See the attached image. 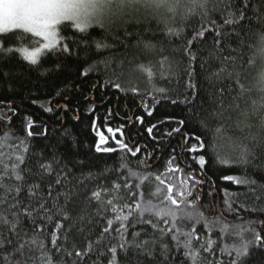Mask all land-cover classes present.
<instances>
[{"label":"trees","instance_id":"16d2710c","mask_svg":"<svg viewBox=\"0 0 264 264\" xmlns=\"http://www.w3.org/2000/svg\"><path fill=\"white\" fill-rule=\"evenodd\" d=\"M219 7L223 9L224 5L221 4ZM214 17L218 24H222L223 20L228 18L226 12L223 16L216 13ZM140 18L143 19V13L140 14ZM202 24L205 27L208 26L207 20L200 15L189 19H183L177 15L175 19H168L167 24L157 19L141 23H136L135 19H132V22L128 24L118 26L119 31H117V26H113L108 31L101 30L99 27L89 30L87 34L89 42L106 38L107 42L113 44L114 47L105 51L101 56L92 55L87 63L102 59L104 56H115L117 60L123 59L124 76L121 82L125 88L137 87L139 89L137 95H133L130 91L127 93L117 91L110 85L105 86L108 73L105 72L103 65L100 66L98 72L88 77H81L79 70H83L86 64L83 61L77 64L75 56L71 58L70 67L60 73L46 72L56 63H69L63 56L57 57L54 52L51 54L48 51L44 52L35 66L25 62L15 51L7 58L0 60V173L5 171L6 165L10 176L12 165L19 164L18 171L26 176L25 190L21 197L24 199L27 197L26 185L39 179V163L50 160L55 155L60 158L61 164L66 163L73 168L75 175L79 176L81 172L85 174L91 172L97 177L88 182L87 189H79L78 195L74 197V203L68 206L74 217L86 207V198L94 190L101 188L109 190L102 192V201L105 205L108 199H113L116 211L113 212L112 206L106 205L108 210L103 216H96V209L101 205L93 201L90 206H87V213L92 216V224L87 225V220H85L84 225L77 223L76 228L72 230V243H75L79 249L87 246L89 236L92 241L100 240L99 244H94L93 253L85 258L83 264H107L108 259L111 258V254L107 252L108 246H117L118 264H193L190 259L184 257L182 248L177 251L170 236L165 240L171 249L169 259L166 261L160 255L159 245L156 246L154 255L151 257L141 255L136 249H129L128 253L124 254L119 251L118 246L122 241L118 233L112 232L101 236V231L107 225L108 219H115L118 215H128L129 208L125 205L135 209L137 203L143 206L151 201L157 209L170 206L169 202L164 199L167 195V184L171 182L178 187L181 181L187 179L189 175L193 180L201 181L193 189L194 194L201 197L198 207L190 210L202 211L212 225V232L209 233L203 221L195 224L194 220L182 218L176 222L186 232L191 231L195 224L199 237L198 240L193 241L194 250L199 253L195 264H209V262L217 264V261L229 264L230 256L221 250L252 239L250 232L242 231L250 226V221L256 220L259 216L260 222L264 223V213L246 211L240 207L242 202L245 207H249L252 202L251 197L230 195L244 193L248 190L247 187L238 186L233 181L225 179L229 176H250L264 183V173L255 174L250 166L225 165L218 162V156L235 159L234 148L237 143H248V138L258 133L264 135V130L259 128V117L251 118L250 123L253 127L241 130V127L237 126L238 112L225 113L226 118L210 122V129H214L217 124L224 126L223 134L216 136L214 131L202 128L194 120H188L186 116L188 109L185 106L173 105L168 100L160 99V94L153 91L146 74L135 68L141 63L152 67L155 74V85L168 89L173 97L180 94L181 99L185 92V84L190 79L187 75L190 70L191 79L199 88L196 104L203 101L204 106L210 111L212 105L209 103V93L214 92L215 88L206 77L209 72L219 68V62L211 61L202 69L200 61L197 60L192 62L191 69H189L188 59L183 53V48L188 46L187 41L193 40L192 51L200 52L202 57H207L208 51L213 47L214 32L206 33L204 39L195 37V32L201 30ZM167 27H184L185 30L179 39L170 38L165 35ZM125 30L129 35L125 36ZM75 35L79 38L84 34L76 33ZM116 35L123 39V44L114 39ZM65 36H73L71 25L64 26L60 30L58 37L60 44L63 43ZM144 41L155 44V51L146 53L142 44L138 46V42ZM247 42L254 43V35L250 34ZM231 44L237 47L238 38L233 36ZM0 45L5 48L27 47L31 50L39 47L41 40L24 31L14 30L0 37ZM75 47L73 45L74 50ZM242 51L247 53L249 58L252 57L251 50L243 49ZM81 55L83 56V52ZM224 55H228L227 50ZM163 57H168V60L164 62L162 68L160 62ZM169 62L173 64L171 72ZM261 71H264V60L256 58L252 65H246L245 74L242 77L244 86L251 88ZM4 73L8 75L5 76ZM94 84L97 86L94 87ZM220 86L216 85V87ZM58 90H62V95L57 96ZM259 95L253 90V98L258 99ZM153 96L157 97L158 103L152 99ZM227 102H230V97ZM144 104L148 105L147 109ZM49 106L53 111H45ZM245 106L244 102H241V108ZM149 111L152 112L151 115L148 114ZM229 115L231 118H227ZM29 120L33 124L31 129L28 128ZM180 120L186 121L183 126L178 123ZM94 121L95 128L93 127ZM152 125L156 127L149 134L147 130ZM108 128L119 130L115 132L114 138L107 132ZM174 129H179V131H173ZM29 131L32 132L31 136L28 135ZM97 132L103 133L107 138V143L102 144L101 148H112L115 151H96ZM195 137L203 138L205 149L197 152L189 151L193 145L199 144ZM117 140H122L133 150L140 148L141 151L133 157L127 150L119 148ZM213 144L216 146L215 151L211 148ZM200 155L206 158V164L203 167L197 163ZM17 156L24 157L23 164L19 163ZM173 157H175V163L183 169V173L167 172L161 177L165 180V184L162 185L155 176L166 172L168 161ZM143 160H146L150 167L141 164L140 161ZM81 161L82 166H78V162ZM122 163L126 164V167L121 168ZM27 170H30V173ZM129 170L135 172L136 175H129ZM145 176L148 178L143 179ZM168 177H171V181ZM126 182L127 188L123 186ZM5 183L15 185L21 182L5 177ZM114 183L121 185L119 190L113 188ZM46 187L45 184V195L47 194ZM11 202L9 199L8 203ZM229 202L232 203L231 210L228 207ZM60 203L63 204V198ZM259 203L264 204V199ZM181 207L186 208L187 206L182 205ZM0 212L11 215L7 204L0 207ZM213 214L214 218L210 219L209 217ZM179 215L183 217V212ZM59 219L60 217H54L51 222L37 221L44 225L43 229L38 232L34 230L29 220H23L17 229L20 233L19 237H13L14 245L20 239L34 238L38 243L43 241L45 250H50L48 254L53 257L54 261H60L62 253H56L51 244V233ZM141 219L152 220L160 227L167 228L169 225H164L162 219L151 213L146 212L141 218L139 211H133L128 221H123L128 226L127 239L132 240V233L139 232L140 236L137 240L149 241L146 247L151 251L153 250L151 241L158 238L160 234L151 227V224L141 223ZM167 219L171 224V218ZM67 223L69 222H65V227ZM120 223L121 221H116L114 227H119ZM82 226L85 227V232L80 235L77 229ZM225 226L227 231L221 232V228ZM255 226L259 228V223ZM89 228L91 231L88 230ZM3 231L5 235H10L7 229ZM58 235L60 243H63V231H60ZM261 235L264 236V232H261ZM209 239L214 241L212 249L204 252L201 245L206 247ZM72 243H69L68 247H71ZM24 251L27 264H43L40 259L42 251L37 246L29 244ZM101 251L105 252L104 256L98 255ZM63 259L71 264L68 257H63ZM247 264H264V248L251 247Z\"/></svg>","mask_w":264,"mask_h":264},{"label":"snow or ice","instance_id":"6c2138e0","mask_svg":"<svg viewBox=\"0 0 264 264\" xmlns=\"http://www.w3.org/2000/svg\"><path fill=\"white\" fill-rule=\"evenodd\" d=\"M224 5L221 9L219 6ZM227 13L228 18L223 20L222 24H218L214 14L220 13L221 16ZM143 13V19L140 14ZM180 15L183 19H189L193 16L200 15L206 19L208 26L201 25V30L195 32V37L204 39L206 33H213V47L208 51L207 57H202L200 52H193V40L187 41V47L183 48L184 56L188 59V68L191 69L192 62L199 60L201 68L210 64L211 61L219 62V68L209 72L206 79L213 84L214 92L209 93V103L212 105L211 110L204 106L201 101L196 104L199 96V88L197 84L191 79L192 72L189 70L187 75L190 79L185 84V92L183 98L180 94L173 97L169 94V90L164 87H157L154 82L155 74L152 67L143 63L135 66L136 70L146 74L149 83L152 84L153 91L160 94V99L168 100L173 105H183L188 109L186 113L188 120H194L200 124L202 128L214 131L216 136H221L224 131L223 124H217L214 129H210V122L220 121L225 117V113L238 112L237 126L244 128H251L253 125L250 120L253 116L259 117V128L264 130V71H261L251 88H246L242 82V77L245 74L246 65L250 66L254 63L256 58L264 60V0H0V37L6 35L10 31L22 29L25 33L33 34L38 38H42V45L40 47L29 50L27 47L13 48L3 47L0 45V60L7 58L12 52L21 55V58L30 65H37L38 58L41 54L48 50L49 54L55 53L57 57L63 56L69 63H56L53 67L46 70L47 73H60L66 71L70 67L71 58L75 56L77 64L81 61L86 64L83 70H79L81 77H88L94 72H98L100 66L103 65L105 72L108 73V78L105 80V86L110 85L113 89L120 92H131L133 95L139 94L137 87L125 88L121 82L124 76V60L115 56H104L102 59L94 60L92 63H87L92 55L101 56L105 51L113 49L114 45L104 40H97L89 42L87 34L89 30L94 27H99L101 30L108 31L113 26H117L119 31L120 25H126L135 19L136 23L149 22L151 19H157L167 24L168 19H175ZM71 25L73 36L63 37V43L60 44L58 37L62 27ZM258 25V27H255ZM184 27L174 28L167 27L165 35L170 38L179 39ZM76 33L84 34L79 38ZM254 35L255 42L248 43L249 35ZM129 35L125 30V36ZM238 38V46L233 47L231 44L232 37ZM79 39V42H78ZM120 44L124 41L118 35L114 36ZM71 41V43H69ZM93 43L95 50L93 51ZM142 44L146 53L155 51L156 45L150 41L138 42V46ZM59 45V47H58ZM75 45V50L73 49ZM243 49H249L252 52V57L249 58ZM225 50L228 55H224ZM83 52V56L81 53ZM168 57H163L161 60V67ZM173 64L169 62V71ZM175 75V73H171ZM7 76V73H4ZM227 82V84H226ZM221 85L216 87V85ZM226 84V86H225ZM97 86L94 84V87ZM255 90L259 93V98H253L252 92ZM190 93V95H189ZM62 95V90L57 91V96ZM230 97V102L226 101ZM152 99L157 103L156 96ZM241 102L246 105L241 108ZM36 103V101H33ZM11 107V106H9ZM147 109L148 105L144 104ZM45 111H53L49 106ZM152 114L151 111L148 112ZM78 119V117H75ZM227 118H231L230 115ZM10 119V118H9ZM138 119H140L138 117ZM185 120H180L178 123L183 126ZM33 126L32 121L29 120L28 128ZM95 128V121L93 122ZM156 125L148 128L149 134L152 133ZM119 130L107 129V132L112 134L113 138L115 132ZM173 131H179L174 129ZM31 136L32 132L29 131ZM98 141L96 145L97 152H113L112 148H101L102 144L107 143V138L101 132H97ZM122 135V133H121ZM170 135V133H169ZM199 141L198 145H193L189 151L197 152L206 148L203 138L195 137ZM121 150H127L133 157L141 151L140 148H129L122 140H117ZM212 150H216L215 144L211 146ZM27 151V149H25ZM235 159L232 157L220 158L218 162L221 164H238L246 167H252L255 174L264 173V135L255 134L248 138V143L239 142L235 145ZM20 164L24 163L23 156L16 158ZM146 167H150L146 160L140 161ZM197 163L203 167L206 164V158L200 155L197 158ZM83 162H78V166H82ZM121 168L126 167V164H121ZM39 179L31 184H27V197L22 199L25 190L26 176L18 171L19 164L12 165V172L9 176L7 166L5 171L0 173V207L5 204L8 205V210L11 213L9 216L6 212H0V264H27L24 259L25 248L31 244L37 246L41 251V260L43 264H68L63 257H68L71 264H83L86 257L90 256L94 251V244H99L100 240L92 241L89 236V243L83 249L76 247L72 243V230L76 228L77 223L82 225L87 220V225L92 224V216L87 213V206H90L93 201L101 205L96 209V216H103L104 212L108 210L107 206H112L111 210L116 211L113 204V199H108L105 203L102 201V192H108L106 188L97 189L91 192V195L86 198V207L81 209L80 214L73 216L69 211V205L74 203V197L78 195V190L87 189L88 182L96 179V175L89 172L87 174L81 172L79 176L74 174L73 168H70L66 163L61 164L60 158L53 155L50 160L40 162ZM30 173V170H27ZM167 172H180L183 169L175 163V157L168 161L166 172L155 176L160 184H165L162 176ZM129 175H136L135 172L129 170ZM151 175V172H149ZM5 177L21 182L15 185L5 183ZM145 176L143 179H147ZM225 179L233 181L238 186H246L247 191L244 193H233L230 195H241L245 198L251 197L252 202L249 207H245L242 202L240 207L246 211L264 213V204L259 202L264 199V183L260 180L250 176H229ZM171 181V177H168ZM201 181L193 180L189 175L187 179L181 181L178 187L171 182L167 184V195L164 197L169 202L170 206L156 208L151 201L146 202L143 206L136 204L135 209L129 205L128 215H118L115 219H108L107 225L103 227L101 236L104 234L118 233L121 239L119 244V251L127 254L129 249L139 250L141 255L153 256L157 245L160 248V255L166 261L169 259L171 249L165 242L167 237H171L174 242L173 246L179 251L184 250L183 255L186 259H190L195 264L199 253L194 250V240H198L197 229L195 224L204 222L205 228L209 233L212 232V225L205 214L201 212H193L190 209L198 207V201L201 197L195 195L193 189L199 185ZM45 184L47 194H44ZM128 187L127 182L123 185ZM120 184L114 183L113 188L119 190ZM139 187V185H137ZM63 198V204L60 203ZM11 199V203H8ZM27 201V202H25ZM186 205V208L181 207ZM228 207L232 209V203H228ZM133 211H139L141 218L144 214L151 213L155 217L162 219L164 225H169L167 228L158 226L152 220L141 219V223L151 224V227L159 232V237L151 241L153 250L147 249L149 241H138L139 232L132 233V240H128L126 234L128 226L123 221H128L129 216ZM183 212V217L179 213ZM54 217H60L55 224V229L51 233V244L56 253H62L60 261H54L53 257L48 254L50 250H45L43 241L37 242L36 239L24 240L20 239L14 245L13 237H19L20 233L17 229L22 224V221L27 219L33 224L35 231L43 229L44 225L37 221L51 222ZM171 218V224L169 219ZM187 218L194 220L195 224L191 231H184L177 225V220ZM116 221H121L119 227H114ZM261 218L258 216L256 220L250 221V226L242 229V231L250 232L252 239L244 240L239 245L225 247L222 252H226L230 256L229 264H247V259L250 257V249L255 246L257 248H264V223L260 222ZM65 222L67 227H65ZM259 223V228L255 225ZM3 229H7L10 235H5ZM91 231V229H88ZM63 231L64 242L60 243V236L58 233ZM80 235L85 232V227L77 229ZM227 231V227H222L221 232ZM26 235V233H25ZM183 238V239H182ZM72 243L71 247L68 244ZM214 241L209 239L207 246L201 245L204 252H209L212 249ZM107 252L111 254L107 264H118V248L117 246H108ZM234 254V255H233ZM99 256H104L105 252L98 253ZM211 264V262H209ZM217 264L222 262L217 261Z\"/></svg>","mask_w":264,"mask_h":264},{"label":"rangeland","instance_id":"374dc122","mask_svg":"<svg viewBox=\"0 0 264 264\" xmlns=\"http://www.w3.org/2000/svg\"><path fill=\"white\" fill-rule=\"evenodd\" d=\"M19 30L23 31L22 29H19ZM29 34H30V33H29ZM31 35H33V34H31ZM33 36H34V35H33ZM35 37H36V36H35ZM37 38H38V37H37ZM39 39L41 40V45H42V43H43L42 38H39ZM41 45H40V46H41ZM40 46H39V47H40ZM47 51H48V50H45L44 52H47ZM44 52H43V53H44ZM43 53H42V54H43ZM42 54H41V55H42ZM19 55H20V54H19ZM20 56H21V55H20ZM38 60H39V58H38Z\"/></svg>","mask_w":264,"mask_h":264},{"label":"water","instance_id":"95a60500","mask_svg":"<svg viewBox=\"0 0 264 264\" xmlns=\"http://www.w3.org/2000/svg\"><path fill=\"white\" fill-rule=\"evenodd\" d=\"M217 209H218V212H219V210H220V208H219V200H218ZM209 218H210V219H213V218H214V214H213V216H210Z\"/></svg>","mask_w":264,"mask_h":264}]
</instances>
